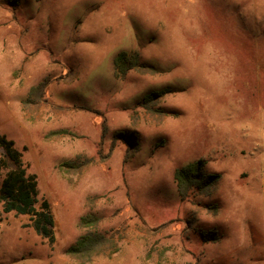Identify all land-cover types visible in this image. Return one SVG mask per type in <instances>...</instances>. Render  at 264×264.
I'll list each match as a JSON object with an SVG mask.
<instances>
[{"label": "rangeland", "instance_id": "374dc122", "mask_svg": "<svg viewBox=\"0 0 264 264\" xmlns=\"http://www.w3.org/2000/svg\"><path fill=\"white\" fill-rule=\"evenodd\" d=\"M0 136L55 221L0 206V264H264V0H0Z\"/></svg>", "mask_w": 264, "mask_h": 264}, {"label": "trees", "instance_id": "16d2710c", "mask_svg": "<svg viewBox=\"0 0 264 264\" xmlns=\"http://www.w3.org/2000/svg\"><path fill=\"white\" fill-rule=\"evenodd\" d=\"M115 66L116 75L120 78H124L133 69L144 72V68H139L136 61L128 62L126 52L117 56ZM156 99L155 95H147L144 97L142 105L149 108ZM0 151V170L6 171L4 179L0 182V206H2L3 212L29 216L30 223L27 226L32 227L43 238L53 242L55 221L51 205L47 200L39 201L36 175L28 173L21 153L15 148L14 142L5 136H0ZM203 168L204 161L200 160L175 172V181L183 200H189L196 190L208 192L217 184L219 175L206 177ZM95 238L100 239L101 242L107 240L103 235L89 233L68 252L72 256H83L87 249L89 250L95 245Z\"/></svg>", "mask_w": 264, "mask_h": 264}]
</instances>
